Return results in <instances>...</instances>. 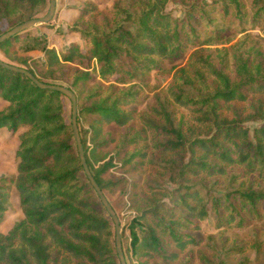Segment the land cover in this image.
I'll return each instance as SVG.
<instances>
[{"label":"trees","instance_id":"1","mask_svg":"<svg viewBox=\"0 0 264 264\" xmlns=\"http://www.w3.org/2000/svg\"><path fill=\"white\" fill-rule=\"evenodd\" d=\"M103 1L77 9L71 31L83 44L71 42L61 55L29 30L0 50L16 62L7 63L75 93L91 174L103 192L128 186L136 264H213L209 236H197L203 221L213 218L222 237L264 219V45L245 36L230 52L215 48L218 62L199 60L191 89L171 92L175 103L156 96V106L141 110V97L165 60L229 42V24L243 31L264 23V0H189L180 15L165 10L168 0H113L100 9ZM44 4L0 0V35L38 17ZM0 100V132L18 142L15 174L0 177V222L11 189L22 213L0 232V264H119L113 222L79 162L68 98L0 66Z\"/></svg>","mask_w":264,"mask_h":264},{"label":"rangeland","instance_id":"2","mask_svg":"<svg viewBox=\"0 0 264 264\" xmlns=\"http://www.w3.org/2000/svg\"><path fill=\"white\" fill-rule=\"evenodd\" d=\"M112 2L113 0H104L99 8H110ZM92 3L93 0H56L55 13L49 25L36 26L30 29L29 32L32 36L36 35L39 38H44L46 41L45 45L56 49L58 54L61 55L66 51L71 42L77 41L83 44L80 34L72 32L71 27L74 25L77 9ZM188 3L189 0H168L165 10L172 12L174 15H180L182 14V8L187 6ZM48 4L49 0H45L43 10L37 16H42L47 12ZM229 25L232 29L229 42L217 46H206L195 52L189 51L184 58L171 61L165 60L161 63L162 67L160 69L153 70L150 73L149 84L144 87L140 109L146 110L149 107L156 106V96L160 97L163 102L175 103L171 92H188L191 89V86L196 83V79L193 78L194 72L202 68L199 60L204 59L209 54V60L211 62H218V55L215 48L223 47L230 52L231 47L236 46L245 36L249 44L257 43L258 45H264L263 22L257 24L249 22L243 31L239 28L237 29L235 23ZM1 28L2 26L0 25ZM30 45L32 44L28 46ZM28 46L25 47L28 48ZM10 50H13L14 54L17 53L16 46ZM30 54L32 56H39L41 53L34 50ZM9 57V55L4 54L3 50H0V59L5 62L16 63L10 62ZM4 104L5 102L1 103L0 101V107ZM246 125L252 127L253 123ZM15 138L16 135H12L5 129L0 133V177L15 174V171L13 174L9 172L10 164L13 162V154L10 151L14 146ZM114 164L117 166L115 161ZM115 170V167L111 168V171L116 172ZM116 175L120 176L121 174L116 172ZM13 190H10L7 211L0 222L1 233L7 232L14 222L22 218V213L18 206V196ZM128 192V186L122 185V189H118L114 193L104 191V194L117 213L121 223L120 225L122 226L121 243L123 245L122 250L126 263L136 264L134 254L131 250L129 223L137 215V212L131 208L132 201L128 197ZM202 228L204 231L197 233V236L203 240H206L207 236H209L214 251L213 256L215 261L213 264H217L221 260L229 262V264H264V219L250 221L244 227H228L223 230L222 237L218 232L223 227L218 229L211 217L203 221ZM136 230L138 231L139 229L137 228ZM230 248H241L242 250L229 252L228 250ZM209 255L212 256V254Z\"/></svg>","mask_w":264,"mask_h":264},{"label":"water","instance_id":"3","mask_svg":"<svg viewBox=\"0 0 264 264\" xmlns=\"http://www.w3.org/2000/svg\"><path fill=\"white\" fill-rule=\"evenodd\" d=\"M55 7H56V0H49L48 9L47 12L38 17L27 19L11 29L7 30L6 32L2 33L0 35V45L4 43L5 41L9 40L10 38L16 36L19 33H22L24 31L30 30L36 26H42L49 24V22L52 20L54 13H55ZM0 66L16 73L23 74L26 76L36 87L43 89V90H51L58 92L62 95H64L71 104V112H70V124L72 129V135L73 139L75 141V145L77 148L78 158L80 165L83 169V173L88 180L89 184L92 186L93 190L95 191L100 203L104 207L107 215L110 217V220L113 222L114 225V245H115V251L119 260V264H127L123 250H122V243H121V226H120V220L118 218L117 213L115 212L114 208L108 201L107 197L105 196L104 192L101 190L97 182L95 181L93 175L91 174L89 167L86 162L83 146L81 143L79 130L77 126V98L75 93L68 87L63 85H54V84H46L41 81H39L36 76H34L31 72L28 70L18 67L13 64H9L3 60L0 59Z\"/></svg>","mask_w":264,"mask_h":264},{"label":"crops","instance_id":"4","mask_svg":"<svg viewBox=\"0 0 264 264\" xmlns=\"http://www.w3.org/2000/svg\"><path fill=\"white\" fill-rule=\"evenodd\" d=\"M1 101V103L3 102L2 100H0ZM3 106V105H2ZM1 106V107H2ZM0 107V108H1ZM4 130V129H3ZM5 130H7V129H5ZM0 133H2V131L0 132ZM15 141H14V146L12 147V150L10 151L12 154H13V152H14V149L16 148V146H17V144H18V142H17V135H16V138L14 139ZM13 163V162H12ZM10 164V168H9V172H12V174L14 173V171H15V166H14V164ZM13 191H15V190H13ZM16 192V191H15ZM11 194H13V193H11Z\"/></svg>","mask_w":264,"mask_h":264}]
</instances>
